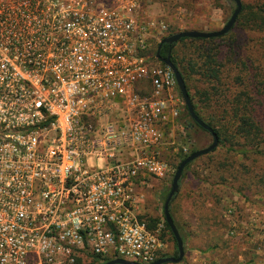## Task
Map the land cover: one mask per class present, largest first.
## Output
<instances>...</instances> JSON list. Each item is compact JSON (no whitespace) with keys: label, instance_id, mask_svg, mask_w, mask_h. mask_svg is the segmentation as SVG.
Here are the masks:
<instances>
[{"label":"built area","instance_id":"2783aa9c","mask_svg":"<svg viewBox=\"0 0 264 264\" xmlns=\"http://www.w3.org/2000/svg\"><path fill=\"white\" fill-rule=\"evenodd\" d=\"M144 1L0 0V264L165 254L139 206L183 101Z\"/></svg>","mask_w":264,"mask_h":264},{"label":"rangeland","instance_id":"374dc122","mask_svg":"<svg viewBox=\"0 0 264 264\" xmlns=\"http://www.w3.org/2000/svg\"><path fill=\"white\" fill-rule=\"evenodd\" d=\"M242 1L245 4L253 2ZM235 9L233 0H145L140 14L155 23L152 50L157 52L159 43L169 37L171 31L220 30L231 19ZM234 40L237 48L241 46V52L249 54L253 60L255 55H259V45L263 40L260 34L237 27L225 41L233 43ZM198 44L179 42L174 53L184 64L190 58L196 62L195 47ZM237 60L241 59L238 57ZM204 81L193 75L189 79L190 90L202 114L217 126L218 119L212 115L216 113L215 103L211 108L198 101L197 92L207 88ZM262 84L264 86V81ZM189 121L182 106L180 118L165 129L169 145L163 155L174 169L173 176L154 180L141 191L143 198H150L152 202L153 212L150 209L148 214L161 219L154 231L160 232L166 246L165 253H172L175 247L170 231L164 225L163 206L177 171L179 154L207 148L213 142L212 135L207 131L196 126L187 130ZM230 148H234L235 152H228ZM243 151L246 153L243 154ZM173 215L185 238L183 263L264 264V143L260 149L244 147L242 140L232 138L211 156L207 154L198 158L183 172L179 193L173 202ZM217 215L221 216L220 219ZM143 220L149 226L150 221ZM203 223L206 226L202 227ZM91 260L99 264L94 258Z\"/></svg>","mask_w":264,"mask_h":264},{"label":"trees","instance_id":"16d2710c","mask_svg":"<svg viewBox=\"0 0 264 264\" xmlns=\"http://www.w3.org/2000/svg\"><path fill=\"white\" fill-rule=\"evenodd\" d=\"M242 4V12L233 30L237 27H241L242 29H249L260 34L263 40L262 44L259 45L260 53L259 55H255L254 60L249 54L241 52V46L237 48L238 46L235 44V40L233 43H226V38L232 34L233 30L227 35L219 38H186L179 41L199 43L198 46L195 47L197 54L196 62L195 59L190 58V60L184 64V62L175 55L174 49L179 42L174 45L164 44L161 47V57L167 58L170 56L172 63L181 72L183 79L186 82V87L196 114L206 124L211 126L218 135L219 145L213 152L208 154L209 156L217 152L220 147H223L224 144L232 138L242 140L244 147L249 146L260 149L263 147L264 143V86L262 84L264 81V0H253L251 4H245L242 1ZM178 31L179 29L171 31L169 36L176 34ZM160 43L158 47L160 46ZM238 57L241 60H237ZM156 60L161 65L167 66L158 58H156ZM236 71L237 73H235ZM233 72L235 73L234 75ZM193 75H197L205 80L204 83L207 88L203 91L197 92V95L200 97L198 101L206 106L210 105L211 108L213 107V103H215L217 109H215V111L213 110L216 113H213L212 115H214L215 119H218L217 126L213 125L207 120V118H205L195 102V96L192 95L189 85V79ZM180 95L182 97L181 92ZM201 97L204 98L202 99ZM182 101L187 116L190 118V121L186 125V129L190 131L192 130V127L196 126L201 130H204L191 118L183 97ZM197 151V149H193L189 153H180L179 162L176 168L178 169L181 162ZM228 152H235V150L234 148H230L228 149ZM245 153L246 151H243V154ZM195 161L188 164L185 170L189 169ZM171 168L174 170L172 166ZM224 178V176L221 177L222 180ZM169 193L170 190L168 195ZM178 193L172 200L170 212L185 244V238L173 215V202ZM168 195L164 198V201H166ZM163 217L165 219L164 212ZM216 217L220 219L221 216L217 215ZM149 221V229L151 230L157 229L161 223L159 217L150 218ZM164 225L166 229L170 231L175 247L172 253H165L161 258L172 256L178 257L179 252L177 242L166 219ZM203 226H206V223H203L202 227ZM200 230L205 232L203 228H200ZM94 260L99 264H106L108 262L101 260L99 257H94Z\"/></svg>","mask_w":264,"mask_h":264},{"label":"water","instance_id":"95a60500","mask_svg":"<svg viewBox=\"0 0 264 264\" xmlns=\"http://www.w3.org/2000/svg\"><path fill=\"white\" fill-rule=\"evenodd\" d=\"M233 1L236 4V9H235L231 19L228 21V23L222 29L216 30V31H211V32L198 31V30H186V31H182V32L173 34L172 36H169V37H167L161 41L160 47L157 51V58L160 61H162L164 64H166L175 74L176 81L178 84V88L182 94L183 100H184V102L188 108V111L191 115V118L193 119L194 122H196L199 126H201L204 130H206L207 132H209L212 135L213 142L209 147L204 148V149H200L197 152H194L188 158H186L183 162H181L179 168L177 169V171L174 175V178L172 180V186H171L170 193H169V195L165 201L164 207H163V212H164L165 219H166L168 225L170 226V228H171V230L175 236L179 256L178 257L172 256V257H167V258H161V259L157 260L154 264H179L184 260L185 255H186L184 241H183V239L180 235V232H179L178 228L176 227L175 222L172 218V215L170 212V206H171V203H172L174 196L179 192L180 181L182 179L183 172H184L185 168L187 167V165L190 164L191 162L197 160L201 156H204V155H207V154L213 152L219 145V138H218V135L216 134V132L214 131V129L211 126H209L208 124H206L196 114V112L192 106V103H191L190 95H189L187 87H186V82L183 79L181 72L172 63L170 56H168L167 58L161 57V55H160L161 47L164 44L174 45V44L178 43L179 41H181L182 39H186V38L210 39V38H219V37H223V36L227 35L235 27L236 22H237L240 14L242 12V9H243V4H242L241 0H233ZM106 264H137V263L118 259V260H111V261L107 262Z\"/></svg>","mask_w":264,"mask_h":264},{"label":"crops","instance_id":"0c3cea01","mask_svg":"<svg viewBox=\"0 0 264 264\" xmlns=\"http://www.w3.org/2000/svg\"><path fill=\"white\" fill-rule=\"evenodd\" d=\"M154 180H157V179H154ZM154 180H152L151 182H153ZM140 201L141 203L139 206V213L141 214V218L146 219V220H150V218H157L156 216H150V214H148L149 210L151 209V205H152L150 198H141ZM151 211L153 212L152 209ZM191 215L192 217H194L193 212H191Z\"/></svg>","mask_w":264,"mask_h":264},{"label":"flooded vegetation","instance_id":"af4514ba","mask_svg":"<svg viewBox=\"0 0 264 264\" xmlns=\"http://www.w3.org/2000/svg\"><path fill=\"white\" fill-rule=\"evenodd\" d=\"M160 47V46H159ZM159 47H158V49H159ZM158 51V50H157ZM161 52V51H160ZM163 58V57H162Z\"/></svg>","mask_w":264,"mask_h":264}]
</instances>
